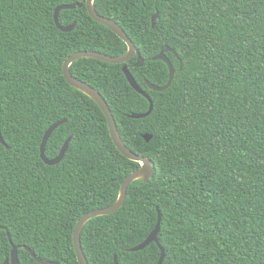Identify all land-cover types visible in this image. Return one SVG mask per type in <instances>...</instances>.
<instances>
[{"label":"trees","instance_id":"16d2710c","mask_svg":"<svg viewBox=\"0 0 264 264\" xmlns=\"http://www.w3.org/2000/svg\"><path fill=\"white\" fill-rule=\"evenodd\" d=\"M84 0H0V264L11 242L56 264H79L73 230L86 212L112 204L139 168L114 145L106 117L62 74L74 51L123 55L126 43L96 22ZM138 49L124 64L79 58L70 73L105 99L122 142L153 164L148 182L132 181L124 203L89 219L80 233L87 264H156L160 248L141 243L160 215L161 264H264V0H93ZM157 13L154 26L151 17ZM174 74L153 60L164 47ZM54 158L70 138L62 160ZM150 134L146 141L143 134ZM6 145V146H5ZM6 230L10 235L9 241ZM20 264H40L17 250Z\"/></svg>","mask_w":264,"mask_h":264},{"label":"water","instance_id":"95a60500","mask_svg":"<svg viewBox=\"0 0 264 264\" xmlns=\"http://www.w3.org/2000/svg\"><path fill=\"white\" fill-rule=\"evenodd\" d=\"M83 4L85 5L88 14L96 22L103 24L106 27H108L109 29H111L119 38H121L126 43L127 51L125 54L119 55V56H110L108 54L98 52V51H93V50H77V51H74L63 61V63H62V74H63L64 78L66 79V81L72 87H74L75 89L81 91L82 93H84L85 95L90 97L101 108V110L103 111V113L106 117L108 128H109V133H110V136H111L112 141H113L114 145L116 146V148L128 159L139 162L140 166H139V168L130 172L122 180L120 187H119V193H118L117 199L112 204H110L106 207H103V208H96V209L90 210V211L84 213L77 220V222L74 226L72 238H73L74 250H75L77 261L79 264H87L85 257H84V254H83L82 247H81V241H80V233H81V229H82L83 225L89 219H91L93 217L110 214V213H113L114 211H116L124 203V200L126 197V192H127V187L129 186V184L136 179H142L144 182H148L149 179L153 176V172H154L153 164L151 163V161L149 160L148 157L136 154L135 152L131 151L128 147H126L125 144L122 142V140L119 136V133L117 131V127H116V123L114 121L113 115L111 114V111H110L105 99L103 98V96L95 88H93L91 85H89L86 82L78 79L77 77L73 76L70 73V69H69L70 64L73 61H75L76 59L84 58V57L96 58V59L102 60L104 62L113 63V64H123L122 65V71L125 74L126 79L130 83V85L139 94L143 95L149 102V107H148L147 111H145L143 113H131L129 116L132 118L144 117V116L148 115L150 113V111L152 110L153 102H152L151 97L136 83V81L133 78L132 74L130 73L128 67L124 64L128 59H130L135 54L136 59H137L136 65L141 66L143 64V61H144L143 58L141 57L138 49L135 47L132 40L127 36V34L120 28V26L114 20H112L108 17L102 16L95 11V9L93 7V0H84V2H81V3L61 4V5L57 6L54 10V13H53V18H54V22H55L56 27L58 29H60L61 31H64V32L71 31L75 27L76 21H74L73 23H71L69 25L60 24L59 20H58L59 12L63 9H73L75 7H81ZM156 16H157V13H155L151 17V26L152 27L154 26V20H155ZM168 51L172 52L173 54H175V56H177V54L170 47L164 46L159 51V53L153 57V60H162L163 62L166 63V65L168 67V73L169 74H168L167 82L161 86H156V85H153V84H150L149 82H147V86L152 90L163 91L171 83V80H172L173 74H174V69H173V66H172L169 58L166 55V52H168ZM63 122H65V119L59 120V121L51 124L47 128V130L45 131L43 138H42V141L40 143V147H39L40 157L43 160V162H45L48 165H53V164L60 162L62 160V158L64 157V154L68 148L70 138H67L65 140V142L63 143V145H62V147H61V149H60V151L56 157L47 158L45 156V145H46L47 140L49 139L52 132ZM143 138L146 141H148L151 138V135L145 133V134H143ZM0 142L2 144H5V142L1 136V132H0ZM157 213H158V219H157V224H156L154 230L141 243L130 248V250H132V251L140 250V249H143L145 246H147L150 242H155L156 244H158V246L160 248V256H159V259H158L156 264H161L163 259H164V256H165V252H164V249L160 246V244L158 242V237H157L159 225H160V215H159L158 208H157ZM6 234H7L9 241L11 242L10 235H9L7 230H6ZM11 246H12V248L10 251V256H9V258H6L4 260L3 264H20L19 259H18V254H17V250L19 247H22L26 251H28L29 254L40 264H56V262L48 261V260H45V259H42V258L36 256L34 254V251L27 246H17V245L12 244V242H11ZM114 264H118L116 255H114Z\"/></svg>","mask_w":264,"mask_h":264}]
</instances>
